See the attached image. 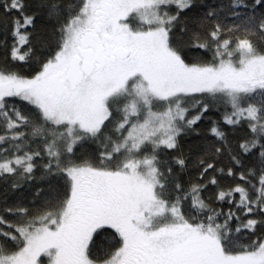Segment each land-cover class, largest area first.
I'll use <instances>...</instances> for the list:
<instances>
[{
    "label": "snow or ice",
    "instance_id": "6c2138e0",
    "mask_svg": "<svg viewBox=\"0 0 264 264\" xmlns=\"http://www.w3.org/2000/svg\"><path fill=\"white\" fill-rule=\"evenodd\" d=\"M0 264H264V0H0Z\"/></svg>",
    "mask_w": 264,
    "mask_h": 264
}]
</instances>
